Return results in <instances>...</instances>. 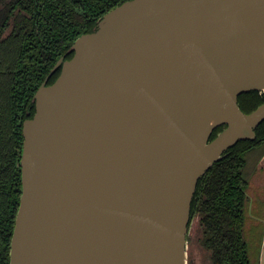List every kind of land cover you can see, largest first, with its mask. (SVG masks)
Wrapping results in <instances>:
<instances>
[{
	"label": "water",
	"instance_id": "water-1",
	"mask_svg": "<svg viewBox=\"0 0 264 264\" xmlns=\"http://www.w3.org/2000/svg\"><path fill=\"white\" fill-rule=\"evenodd\" d=\"M73 51L23 123L10 264H188L199 181L264 122V0H126Z\"/></svg>",
	"mask_w": 264,
	"mask_h": 264
},
{
	"label": "trees",
	"instance_id": "trees-1",
	"mask_svg": "<svg viewBox=\"0 0 264 264\" xmlns=\"http://www.w3.org/2000/svg\"><path fill=\"white\" fill-rule=\"evenodd\" d=\"M126 0H0V264H10L22 194L23 123L36 112V92L73 44ZM11 29V30H10ZM9 30V33H5ZM61 67L51 76L53 84ZM264 94L239 97L251 113ZM226 126L217 128L210 140ZM255 140L239 141L199 181L191 223L199 217L202 245L213 264H251L244 238L247 190L264 159V122Z\"/></svg>",
	"mask_w": 264,
	"mask_h": 264
},
{
	"label": "rangeland",
	"instance_id": "rangeland-1",
	"mask_svg": "<svg viewBox=\"0 0 264 264\" xmlns=\"http://www.w3.org/2000/svg\"><path fill=\"white\" fill-rule=\"evenodd\" d=\"M199 219H194L188 235V264H213L211 252L202 245ZM244 238L251 264H260L264 238V171L252 180L247 190Z\"/></svg>",
	"mask_w": 264,
	"mask_h": 264
},
{
	"label": "crops",
	"instance_id": "crops-1",
	"mask_svg": "<svg viewBox=\"0 0 264 264\" xmlns=\"http://www.w3.org/2000/svg\"><path fill=\"white\" fill-rule=\"evenodd\" d=\"M262 171H264V159L263 161L260 163V167H259V171L258 173L256 174V176L252 179H256L258 177V174L259 173H262ZM252 182V181H251ZM260 264H264V238H263V243H262V250H261V261H260Z\"/></svg>",
	"mask_w": 264,
	"mask_h": 264
},
{
	"label": "bare ground",
	"instance_id": "bare-ground-1",
	"mask_svg": "<svg viewBox=\"0 0 264 264\" xmlns=\"http://www.w3.org/2000/svg\"><path fill=\"white\" fill-rule=\"evenodd\" d=\"M214 120L230 121V117L227 114H222L218 118L216 117Z\"/></svg>",
	"mask_w": 264,
	"mask_h": 264
},
{
	"label": "flooded vegetation",
	"instance_id": "flooded-vegetation-1",
	"mask_svg": "<svg viewBox=\"0 0 264 264\" xmlns=\"http://www.w3.org/2000/svg\"><path fill=\"white\" fill-rule=\"evenodd\" d=\"M0 17H1V13H0ZM11 30V29H10ZM7 33V32H6Z\"/></svg>",
	"mask_w": 264,
	"mask_h": 264
}]
</instances>
